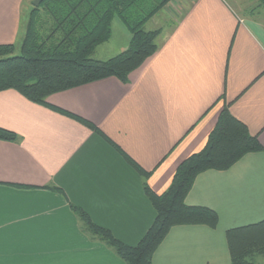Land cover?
I'll use <instances>...</instances> for the list:
<instances>
[{
	"label": "crops",
	"instance_id": "crops-1",
	"mask_svg": "<svg viewBox=\"0 0 264 264\" xmlns=\"http://www.w3.org/2000/svg\"><path fill=\"white\" fill-rule=\"evenodd\" d=\"M263 7L260 0H170L162 10L172 23L161 28L159 50L128 82L107 77L48 97L92 121L148 177L86 124L0 91V126L19 135L0 139V264H127L88 234L70 203L137 244L156 216L145 184L166 191L226 105L264 146ZM30 10V0H0V44L21 47ZM186 202L215 209L218 226H173L153 264H228L227 230L264 219V150L199 173Z\"/></svg>",
	"mask_w": 264,
	"mask_h": 264
},
{
	"label": "trees",
	"instance_id": "trees-1",
	"mask_svg": "<svg viewBox=\"0 0 264 264\" xmlns=\"http://www.w3.org/2000/svg\"><path fill=\"white\" fill-rule=\"evenodd\" d=\"M170 0H41L29 13L20 54L15 45L0 44V91L13 89L29 100L49 106L86 124L109 140L125 158L148 177L146 171L92 121L52 105L48 97L107 77L128 82L160 48L161 28L146 29L145 23L156 16ZM264 5V0H260ZM118 16L127 25L131 37L126 49L100 59L93 57L98 45L113 33ZM0 139L17 141L19 135L0 126ZM264 146L258 134L235 117L225 106L202 149L180 162L169 188L155 192L147 183L145 193L156 216L139 242L127 244L104 226L94 222L81 206L70 203L84 229L95 239L111 247L127 264H153V255L170 229L176 225H206L216 228L218 212L205 205H190L186 197L197 175L205 170H226L244 155L260 152ZM56 190H61L53 186ZM231 261L228 264H264V219L232 227L226 232Z\"/></svg>",
	"mask_w": 264,
	"mask_h": 264
},
{
	"label": "rangeland",
	"instance_id": "rangeland-1",
	"mask_svg": "<svg viewBox=\"0 0 264 264\" xmlns=\"http://www.w3.org/2000/svg\"><path fill=\"white\" fill-rule=\"evenodd\" d=\"M35 0H30V7L32 8ZM261 9V8H260ZM263 9V10H262ZM261 9V13L264 14V7ZM166 9L161 10L154 19L148 20L144 27L146 29H158L162 28L163 30H167L168 26L171 25L172 20L169 21L165 16ZM261 17H264L261 15ZM164 34V31H163ZM131 37V32L127 25L121 20L120 17L116 16L113 20V33L110 39L100 45L97 46L95 52L93 53V57L95 58H105L115 55L120 52V49L127 45L129 39ZM20 54V48L17 47V51L14 55ZM258 261L263 262L264 256H259Z\"/></svg>",
	"mask_w": 264,
	"mask_h": 264
},
{
	"label": "water",
	"instance_id": "water-1",
	"mask_svg": "<svg viewBox=\"0 0 264 264\" xmlns=\"http://www.w3.org/2000/svg\"><path fill=\"white\" fill-rule=\"evenodd\" d=\"M40 1H41V0H35V1H34V4H35V5H38Z\"/></svg>",
	"mask_w": 264,
	"mask_h": 264
}]
</instances>
